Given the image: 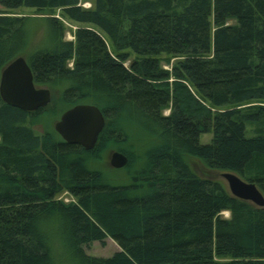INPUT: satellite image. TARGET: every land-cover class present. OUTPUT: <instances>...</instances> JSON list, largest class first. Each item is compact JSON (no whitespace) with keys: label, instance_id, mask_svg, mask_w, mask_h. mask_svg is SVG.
I'll return each mask as SVG.
<instances>
[{"label":"trees","instance_id":"obj_1","mask_svg":"<svg viewBox=\"0 0 264 264\" xmlns=\"http://www.w3.org/2000/svg\"><path fill=\"white\" fill-rule=\"evenodd\" d=\"M89 1L0 0V74L28 41L29 18L6 10L58 11L98 29L114 50L88 29L63 41L61 22L48 17L49 45L26 62L35 86L61 88L58 102L25 112L0 98V264H57L53 227L74 264H264V208L200 178L186 160L235 173L264 196V0ZM161 55L166 65L178 60L166 70ZM54 103L102 112L92 150L35 133ZM122 124L152 146L132 181L114 186L90 163L111 145L131 168ZM62 192L75 202L58 200ZM107 238L118 252L85 254Z\"/></svg>","mask_w":264,"mask_h":264},{"label":"rangeland","instance_id":"obj_2","mask_svg":"<svg viewBox=\"0 0 264 264\" xmlns=\"http://www.w3.org/2000/svg\"><path fill=\"white\" fill-rule=\"evenodd\" d=\"M82 6L83 7L86 6L90 8L91 3L89 0H82ZM4 12H7L17 17L29 18V21L27 24L28 41H27L26 49L24 50L23 53H21L15 58L22 57L26 60L30 53L36 50H39V49L46 48L49 45L50 29H49L48 22L46 21V18L48 17H55L61 22L63 26V32H64L63 41H66V42L74 41L75 34L80 29L92 30L98 33L104 39L108 49L114 54L113 52L114 50H113L111 43L109 42L107 37L103 33H101L98 29L94 28L91 25L79 24V23L70 21L67 18H63V17L61 18L58 11L52 14L49 11L36 12L33 9L21 7L17 9L6 10ZM133 58L134 56L131 54L130 58L127 61L123 62V66L125 68H128L130 61ZM160 58L164 61L162 62V67L166 70H170L171 65L176 63V61L178 60L177 58H171L170 65H166L165 64V61H166L165 59H167L166 56L161 55ZM67 66L70 68L72 66V62L69 61L67 63ZM36 87L37 88H47L44 86H36ZM50 93L52 97L51 99H53L55 102H58L59 96L61 93V88L60 87L54 88L53 90L50 91ZM55 104L56 103H54V105L49 106L51 107L48 110L49 112L46 113L42 118L38 119L36 123L34 124L33 130L38 135L43 134L46 129L50 131L51 130L54 131V124L59 120V117L61 116V114L69 109V108L62 109L59 106L55 107ZM169 112L170 110L166 109L163 111V115L166 116L169 114ZM118 127L124 128L126 131L125 133H127L129 137L127 139V142L124 143L121 147L133 155V156L130 155L133 160L131 168L126 169L123 167L121 169H114L110 166V156L112 153L119 152L123 154L122 152L118 151L116 147L111 146V145H109L105 150L101 151L99 155L97 156V158H95V161H91L90 163L91 168L102 172L103 175L105 176L106 181L109 184L114 185V186L126 185L132 181V177L136 175L137 171L141 167L142 160L141 162H139L140 161L139 157L141 156L142 153H144V151H146L148 148L152 146L151 140L144 137L142 134L143 132L141 130H139V134L141 136L137 137V132L132 130L131 128H128V126L125 127L122 124V126H118ZM210 138H211L210 134L201 135L200 143L205 144L210 140ZM123 155L126 156L125 154ZM127 160H129L128 157H127ZM186 160L191 170L197 176H199L200 178L218 181L226 187L225 181L221 178V174L223 172L209 169L200 160H197L195 158L188 157ZM57 199L62 200L64 203L75 202V199L71 197L67 192L60 193L57 196ZM221 216L223 218H228L229 213L223 212ZM47 231H48L47 235L49 238L48 239L49 245H50L51 252H52L55 262L57 264H74L71 261V259L68 258L63 242L58 239L57 237L58 235L56 234L55 227L51 229L47 228ZM83 250L85 254L91 257L108 258V257H111L114 253L118 252L119 247L113 240H111L110 238H107L105 239L104 243L92 242L90 245L84 246Z\"/></svg>","mask_w":264,"mask_h":264},{"label":"water","instance_id":"obj_3","mask_svg":"<svg viewBox=\"0 0 264 264\" xmlns=\"http://www.w3.org/2000/svg\"><path fill=\"white\" fill-rule=\"evenodd\" d=\"M0 98L3 103L21 111L36 112L49 105L51 93L47 88L35 86L29 65L24 58L18 57L1 71ZM104 125L103 114L96 106L77 104L61 114L54 124V131L65 143L90 151L94 148ZM127 163V157L119 152L110 156V166L114 169H121ZM221 178L233 197L264 208V196L255 184L231 172H223Z\"/></svg>","mask_w":264,"mask_h":264},{"label":"built area","instance_id":"obj_4","mask_svg":"<svg viewBox=\"0 0 264 264\" xmlns=\"http://www.w3.org/2000/svg\"><path fill=\"white\" fill-rule=\"evenodd\" d=\"M85 8H89V7H86V6H84Z\"/></svg>","mask_w":264,"mask_h":264},{"label":"bare ground","instance_id":"obj_5","mask_svg":"<svg viewBox=\"0 0 264 264\" xmlns=\"http://www.w3.org/2000/svg\"><path fill=\"white\" fill-rule=\"evenodd\" d=\"M225 213H227V212H225Z\"/></svg>","mask_w":264,"mask_h":264}]
</instances>
